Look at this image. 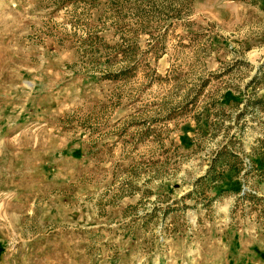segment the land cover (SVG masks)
Wrapping results in <instances>:
<instances>
[{"label": "rangeland", "instance_id": "374dc122", "mask_svg": "<svg viewBox=\"0 0 264 264\" xmlns=\"http://www.w3.org/2000/svg\"><path fill=\"white\" fill-rule=\"evenodd\" d=\"M0 264H264V0H0Z\"/></svg>", "mask_w": 264, "mask_h": 264}]
</instances>
